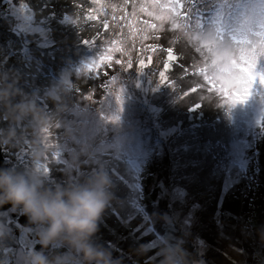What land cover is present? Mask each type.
<instances>
[{
    "label": "trees",
    "instance_id": "1",
    "mask_svg": "<svg viewBox=\"0 0 264 264\" xmlns=\"http://www.w3.org/2000/svg\"><path fill=\"white\" fill-rule=\"evenodd\" d=\"M9 2L11 5L16 3L24 6L22 9L33 15L36 21L42 18L47 20L48 24L45 28L49 32L51 41L50 46L43 49L26 38H19L10 28L12 16L0 15V89L9 93L7 101L0 103L5 108L4 113L0 109V121L4 123V127H0V148L4 164L8 161L6 151L9 146L13 147L14 154L20 153L21 139L42 140L52 136L58 141L59 138L56 136L61 132L51 134L49 127H45L52 125L51 121L54 117L43 113L44 110L56 109L58 105L55 97L62 94L55 91L51 97V87L54 90L58 84L61 90V85H65L75 93L74 95L79 96L80 93L88 97L95 86L108 82L106 79L110 78V74L106 72L99 75L103 71L101 65L94 71L83 69L81 75L76 77L73 74L79 69H76L77 65L85 66L103 54L105 49H113L111 46L106 47L105 34L112 42L131 37L130 29L127 27L118 30L117 35L105 27V19L99 15L101 12H106L105 0H9ZM126 7L127 19H129L130 8L135 6L128 1ZM89 16L95 19H89ZM106 22L109 26V20ZM171 26L166 23L163 30L159 26L151 27L148 34L141 36L146 40V44L142 47L134 46L137 50H144L143 54L140 51L141 59L146 63L150 62L151 69L159 68L154 79L148 80L151 85L158 86L156 81L157 78H161V73L166 78L161 79L159 89L154 91L155 94L164 93L166 96V100H157L154 104L159 110V116L155 121L157 120L160 133L165 136L164 138L156 136L155 139L161 145L163 153L157 152L155 156L151 154L144 160L143 167L139 169L135 167L133 170L138 173L137 176L125 169L122 173V181L124 182V178L127 179L124 182L125 186L118 183L117 172L112 170V175L107 174L110 179L109 192L112 190L110 193L113 191L116 193L121 186L120 189L123 191L119 199L121 202L112 201L114 203L111 215H106L104 210L98 221L97 231L92 237V244L108 254L113 264H161L163 260L159 259L161 256L152 255L148 250L155 245L154 249L161 246L168 251L173 249V244L168 241L172 239L167 235L166 225L159 223L157 219V216L162 217L167 213L166 195L156 187H153L152 191L148 190L150 184L158 180L167 191L179 190L188 200V204L184 205H191L194 208L193 219L197 226L194 227L191 236L196 240H202L207 247L203 255L205 264L260 263L261 259L255 247L258 233L263 230L261 214L257 210L255 212L252 210L244 215L251 221V229L247 234L248 225H245L246 223H243L239 217L241 211L239 218L226 215L223 207L221 205L219 207V203L216 202L215 198L221 195V189L211 181L214 177L217 180L216 176L208 178L209 182L199 175L202 171L201 166H205L210 154H214L210 152L211 145L206 144L203 133L209 128L213 131L217 129L221 122L220 115L226 114L224 108L226 97L209 85L199 72L200 68L206 66V61L210 63L207 60V49L203 44H193L185 32L170 30ZM86 41H95L94 47L88 48L89 44ZM76 44L81 48V45H84V49L80 51L83 55L77 59L75 54L63 55V52L69 51L67 48H76ZM169 48L172 49V56L175 59L169 57L167 51ZM116 54L115 51H111V68L118 60ZM55 73H62L64 78L57 77ZM46 83L51 86L47 87ZM201 95L205 98L202 102H198L197 107ZM89 101L92 102L93 97ZM192 101L196 107H192L194 106ZM21 102L30 104L31 112L24 117L14 116L15 106ZM138 103L144 107L143 103ZM8 110L11 113H8ZM257 119L260 122L249 135L251 155L246 160L244 155H241L243 163H247L250 167V171L246 172V169H243V172L251 176V179L242 177L240 188L235 193L240 194L239 197L242 195L252 200L257 197L264 198V108L258 113ZM12 131L15 132L16 142L9 141L14 138ZM139 162L142 163V160ZM189 167L193 172H187ZM47 169L49 174H44V177L40 178V181H45L42 185L52 189L64 187L65 183L60 182L59 172L51 171L50 166L42 167V170ZM32 171L36 173L39 169L32 168ZM95 174L85 171L81 176L82 182L79 181L78 185L85 183ZM48 175L53 181H49ZM113 180L115 183L112 184ZM158 192L161 194L159 195ZM211 197H214L212 202ZM120 203L126 205V208L120 207ZM226 204L228 207L231 205L228 202ZM223 205L225 207V203ZM258 205L264 207V201L261 200L255 206ZM119 209L123 215H119ZM17 214L10 213L8 217L13 221ZM208 215H210L209 221ZM141 226L149 236L145 233L140 237L141 231L139 233L138 231ZM18 235L20 234L14 232L13 239L9 242L15 248L19 241ZM245 235L247 241L242 240ZM1 240L7 241L6 236L0 238ZM187 243H192L189 237ZM251 243L254 248L249 246L252 245ZM188 244L185 246L191 249ZM0 247H3L2 243ZM245 250L249 252L247 260L242 255ZM8 258L11 264L13 260L10 256Z\"/></svg>",
    "mask_w": 264,
    "mask_h": 264
},
{
    "label": "rangeland",
    "instance_id": "2",
    "mask_svg": "<svg viewBox=\"0 0 264 264\" xmlns=\"http://www.w3.org/2000/svg\"><path fill=\"white\" fill-rule=\"evenodd\" d=\"M128 1H131L135 6L130 8L131 15L129 19H127L128 15L126 13ZM168 2L169 0H105L106 12L99 14L105 19L107 25L105 27L116 33V35L119 34L118 30L126 27L130 29L131 37L117 39L113 42L105 34L106 47L111 46L121 49V51H115L121 63H115L113 68L107 65L102 66L103 71L99 75L107 72V74H110V80L106 79L108 80L107 83H100V86H95L88 97L80 93L79 96L74 95L75 93L65 85H61V90H59L58 84H56L54 90L51 87L52 91L49 89L51 97L55 91L58 94L62 92V94L55 97L58 105L56 109L51 108L48 111H43L46 115L54 117V120L51 121L52 125L45 127H49L51 134L60 131L61 134L56 136L59 140H54L52 136L42 140L36 138L21 139L22 145L19 154H14L12 146L7 148L6 156L8 158L6 159L8 161L4 164L7 169L23 173L44 185L45 181H40V178L44 177V174H49V168L42 170V167L44 165L50 166L51 171L56 170L59 172L58 175H61L60 182L65 183L64 187L78 185L85 171L93 174L106 170V174L110 173L112 175V170H114L117 172L118 183L125 186L124 182L127 179L124 178V182L122 181V173L125 169L137 176L138 173L133 170L135 167L138 169L143 167L144 160L151 154L155 156L154 154L157 152L163 153L161 145L155 139L156 136H162V138L165 136L162 132L160 133L157 120L155 121L159 116V110L154 107V104L157 100H166V96L164 93H154L155 90L159 89V84L162 82L161 78H157V87H153L148 81L154 79V75L159 68L151 69V63H146L141 59L140 51L143 54L144 50H137L134 46L142 47L146 44V40L141 36L150 32L151 25L159 26L161 30L165 28L166 23L171 26L172 21L170 18L157 19L158 16L167 15V10L154 7L156 4H166ZM18 5L16 3L11 5L9 0H0V15L10 14L12 16L10 28L19 38H26L40 48H48L51 41L49 32L45 28L48 21L44 18L36 21L33 15H29L27 10L22 9L24 6ZM185 7H190L187 0H185ZM201 7L207 9L211 5H201ZM149 13H152V15H149ZM106 20H109V26ZM177 20L176 23L181 27L174 28L171 26L172 31L185 32L193 44H202L196 39L199 35L198 31L194 28V31L184 29L183 24L185 21L181 18ZM194 23L195 21H193V25ZM94 44L95 41L87 47L91 49ZM75 46L76 48H67L69 51L66 50L67 52H63V55L75 54L76 59L83 55V52L80 51L84 49V45H81L82 48L78 47L77 44ZM112 55L116 57L113 52ZM129 63L131 67H128ZM77 68L79 69L73 74L76 77L81 75L84 66L78 64ZM257 71H264V58L258 59ZM55 75L64 78L62 73H55ZM46 86H51V84L46 83ZM213 88L215 89V87ZM92 97L93 101L90 102L89 100H92ZM117 97L121 98L120 101ZM204 98V95H201L198 101L195 99L197 107L198 102H202ZM138 102L143 103L144 107H141ZM218 103L220 104V102ZM224 103L226 114L224 116L220 115L221 122L217 129L213 131L212 128H209L203 133L206 144L211 145L209 147L210 152H214V154H210L207 164L201 166L202 171L199 175L202 176L203 180L216 176L219 182L214 179L215 177L211 179L215 186L221 189V195L215 198L216 202L219 203V207L220 205L223 207L222 209L226 215L240 217L242 222L248 225L247 234L251 229V221L244 215L252 210L254 212L257 210L261 214L260 221L263 230L258 233L256 247L252 243L249 246L255 247L261 259L259 260L260 263L255 262V264H264V207L262 205L255 206L261 200L264 201V198L257 197V199L252 200L242 195L239 197L240 194H235L243 181L242 177L247 180L251 179V176L245 174L250 171V167L247 163H243L241 155H244L245 160L251 155L249 153V135L260 122L257 116L264 108V83H260L257 79L244 102L229 105L225 99ZM192 105H194V101H192ZM192 107H196V105ZM0 109L4 113L5 108L2 104H0ZM8 113H11V111L8 110ZM217 113L219 117V108ZM0 127H4L2 121H0ZM12 132L14 138L9 141L15 140L16 142L15 132ZM140 160H142V163L139 162ZM32 168H38L39 171L33 173ZM176 168L178 167L176 166ZM243 169H246V172H243ZM190 171L193 172L191 167L187 169V172ZM49 181H53V178L49 177ZM208 181L210 182V180ZM113 183H115L114 180ZM121 186L116 193L114 191L110 193L108 206L105 209L106 215L112 214L114 203L112 201L117 200L118 202L120 199L121 192H123L120 189ZM153 187L158 188V191L160 190L166 195L167 213L162 217L157 216V219L159 223L166 225L167 235L172 239L168 240L173 244L172 250L182 251L186 254L190 264H205L203 255L207 247L202 240H196L191 236L194 227L197 226L193 219L194 208L191 205H184L188 204V200L179 190L167 191L165 186L158 180L152 182L148 190L152 191ZM231 192L234 193L231 194ZM158 194L161 193L158 192ZM226 195L227 199H225ZM212 200L214 201V197H211V202ZM119 201L121 202V200ZM227 202L231 204L230 207L226 204ZM119 205L126 208V205L121 203ZM10 213H18L14 218L15 220H10L8 217ZM118 213L123 215L120 209ZM21 215H23L22 211H17L15 208L0 212V228L4 230L7 238V241H0L3 245V247H0V264H10L8 256L13 260L11 264H26L28 253L35 249L37 245H40L39 233L42 226L35 224L32 228L20 227L17 223V217ZM209 217L210 215H208V221ZM228 219L234 221L232 218ZM140 231V237H143L145 233L149 236L143 226H141L138 233ZM14 232L20 234L18 235L17 248L9 243L13 239ZM255 234L257 236V232ZM188 237L192 242L190 244L187 243ZM246 237V235L242 237V240L247 241L248 238ZM238 241L240 240L238 239ZM185 244H188L191 249H188ZM154 247L155 245L150 247L148 253L160 255L161 258L159 259H163L167 250L165 251L161 246L157 249H154ZM45 252L54 264H83L80 254L66 243L53 244ZM242 255L247 260L249 252L245 250Z\"/></svg>",
    "mask_w": 264,
    "mask_h": 264
},
{
    "label": "snow or ice",
    "instance_id": "3",
    "mask_svg": "<svg viewBox=\"0 0 264 264\" xmlns=\"http://www.w3.org/2000/svg\"><path fill=\"white\" fill-rule=\"evenodd\" d=\"M187 3L190 5L188 8L185 7V0H169L166 4L154 5L167 10V15L157 19L170 18L172 26L178 28L181 25L176 21L181 18L185 21L184 29L198 31L196 39L207 49V60L210 61L199 69L200 74L226 97L227 104L244 102L257 79L264 83V71H257L258 59L264 58V0H187ZM201 5L211 7L205 9ZM89 19L95 17L89 16ZM86 43L91 44L90 41ZM111 51L121 49H105L84 69L94 71L101 65L110 66ZM167 51L169 57L175 59L172 49ZM128 67H131L130 63ZM161 79H166L163 73ZM117 99L120 101L121 98Z\"/></svg>",
    "mask_w": 264,
    "mask_h": 264
},
{
    "label": "clouds",
    "instance_id": "4",
    "mask_svg": "<svg viewBox=\"0 0 264 264\" xmlns=\"http://www.w3.org/2000/svg\"><path fill=\"white\" fill-rule=\"evenodd\" d=\"M9 93L0 89V103L7 101ZM31 105L21 102L13 115L24 117ZM110 179L101 171L85 183L56 187L41 183L12 169H0V206L10 204L27 216L32 224L42 226L39 233L40 249L28 253L26 264H54L45 249L58 242L76 250L83 264H113L110 256L92 244L98 221L110 199ZM5 232L0 229V238ZM161 264H190L182 251L168 250Z\"/></svg>",
    "mask_w": 264,
    "mask_h": 264
},
{
    "label": "water",
    "instance_id": "5",
    "mask_svg": "<svg viewBox=\"0 0 264 264\" xmlns=\"http://www.w3.org/2000/svg\"><path fill=\"white\" fill-rule=\"evenodd\" d=\"M0 169H7L6 166L4 165V158L2 155V151L0 148ZM12 208V206L10 204H5L3 206H0V212H5L8 211ZM15 217V215H13ZM17 223L19 224L20 227L22 228H32L34 227L35 224H32L29 222L27 216H25L24 214L17 217ZM36 250L40 249V245H37L35 247ZM49 249V247L47 249H45V251H47Z\"/></svg>",
    "mask_w": 264,
    "mask_h": 264
},
{
    "label": "bare ground",
    "instance_id": "6",
    "mask_svg": "<svg viewBox=\"0 0 264 264\" xmlns=\"http://www.w3.org/2000/svg\"><path fill=\"white\" fill-rule=\"evenodd\" d=\"M171 29H172V27H171ZM171 29H170V30H171Z\"/></svg>",
    "mask_w": 264,
    "mask_h": 264
}]
</instances>
